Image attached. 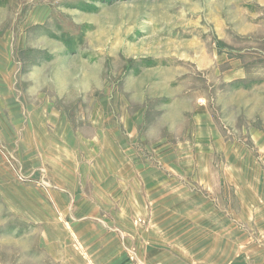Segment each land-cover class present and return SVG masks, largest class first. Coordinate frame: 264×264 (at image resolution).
<instances>
[{
	"label": "crops",
	"instance_id": "0c3cea01",
	"mask_svg": "<svg viewBox=\"0 0 264 264\" xmlns=\"http://www.w3.org/2000/svg\"><path fill=\"white\" fill-rule=\"evenodd\" d=\"M7 47L0 106L19 109L0 118L9 123L0 132V204L24 223L20 240L36 226L48 259L31 264H264V130L234 142L199 112L191 142L144 150L139 114L112 126L95 117L80 164L68 117L23 110ZM4 138H19L18 149Z\"/></svg>",
	"mask_w": 264,
	"mask_h": 264
},
{
	"label": "rangeland",
	"instance_id": "374dc122",
	"mask_svg": "<svg viewBox=\"0 0 264 264\" xmlns=\"http://www.w3.org/2000/svg\"><path fill=\"white\" fill-rule=\"evenodd\" d=\"M6 34L23 110L68 117L80 164L95 117L139 114L144 150L191 142L199 112L234 142L264 130V0H0ZM7 104L0 118L19 109ZM5 211L2 260H47L36 226L20 240L24 223Z\"/></svg>",
	"mask_w": 264,
	"mask_h": 264
},
{
	"label": "built area",
	"instance_id": "2783aa9c",
	"mask_svg": "<svg viewBox=\"0 0 264 264\" xmlns=\"http://www.w3.org/2000/svg\"><path fill=\"white\" fill-rule=\"evenodd\" d=\"M22 177V176H21ZM23 178V177H22Z\"/></svg>",
	"mask_w": 264,
	"mask_h": 264
}]
</instances>
